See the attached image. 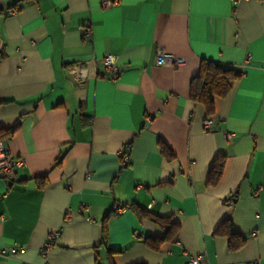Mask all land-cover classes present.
<instances>
[{
	"label": "crops",
	"instance_id": "crops-1",
	"mask_svg": "<svg viewBox=\"0 0 264 264\" xmlns=\"http://www.w3.org/2000/svg\"><path fill=\"white\" fill-rule=\"evenodd\" d=\"M158 48L184 62L156 64ZM201 60L242 71L210 115L189 95ZM14 125L0 264H264V0H0V129ZM225 218L236 249L214 233Z\"/></svg>",
	"mask_w": 264,
	"mask_h": 264
},
{
	"label": "trees",
	"instance_id": "trees-1",
	"mask_svg": "<svg viewBox=\"0 0 264 264\" xmlns=\"http://www.w3.org/2000/svg\"><path fill=\"white\" fill-rule=\"evenodd\" d=\"M115 3L117 0H111ZM242 76V71L224 67L214 61L201 60L198 72L190 81L189 95L196 103L204 106L206 114L210 115L214 111V100L216 97H224L230 93L234 83ZM16 129V125L10 128L0 129V138L10 135ZM216 165V166H215ZM222 162L214 164L210 170V179L215 181L221 172ZM111 215L118 214L117 209H112ZM215 234L224 235L228 239V246L231 249L240 247L244 238L234 232L231 221L227 218L220 221L216 227ZM105 232L102 236V243L105 244ZM113 251L108 250V254ZM95 264H101L98 258L95 259Z\"/></svg>",
	"mask_w": 264,
	"mask_h": 264
},
{
	"label": "built area",
	"instance_id": "built-area-1",
	"mask_svg": "<svg viewBox=\"0 0 264 264\" xmlns=\"http://www.w3.org/2000/svg\"><path fill=\"white\" fill-rule=\"evenodd\" d=\"M234 2L237 0H233ZM113 2L111 0H101V6L102 7H108L112 5ZM22 8V3L18 2L13 8H10L8 11L9 13H14L18 9ZM90 29L88 23L84 24L82 27V35H89ZM115 56L112 55H105L101 63L103 65L102 72L100 75L104 78H110L115 79L120 70L117 68L115 64ZM184 62V58L172 56L165 54L161 49L158 48L155 56V63L161 64L165 66H172L176 67L181 65ZM80 80L84 77L83 74H80ZM211 121L210 119H206L203 122V126L205 129L210 128ZM232 132H226L225 137L226 140H231L233 138ZM24 164V160L22 157L14 156L12 155L3 145L2 141H0V177L6 178V179H13L15 176L16 169L18 167H21ZM124 207L117 208V212H121L124 210ZM55 236V234L53 235ZM51 239L52 237L49 236L48 240L46 242L45 248H48L51 245ZM21 249V248H20ZM184 264H202L199 255L196 256H190L188 260ZM248 264H257V262H249Z\"/></svg>",
	"mask_w": 264,
	"mask_h": 264
}]
</instances>
